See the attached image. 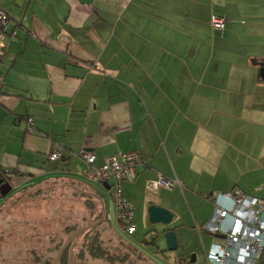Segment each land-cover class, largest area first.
Wrapping results in <instances>:
<instances>
[{"label":"crops","instance_id":"obj_1","mask_svg":"<svg viewBox=\"0 0 264 264\" xmlns=\"http://www.w3.org/2000/svg\"><path fill=\"white\" fill-rule=\"evenodd\" d=\"M1 5L9 32L0 57V169L14 174L0 209L11 193L36 189L46 197L30 236L38 246L66 239L54 264H72L73 246L96 230L105 244L130 246L123 264H192L194 251L168 260L155 248L153 228L164 226L148 222L150 204L174 214L169 228L179 249L178 231L191 240L211 236L196 229L213 212L204 193L240 189L264 197V80L255 63L264 58V0ZM212 14L225 18L223 29L211 28ZM26 116L31 131L21 121ZM132 150L142 161L136 178L122 182L134 205L136 233L129 235L116 219L109 184L85 180L79 154L93 152L102 164ZM53 151L64 163L47 158ZM160 175L178 184L155 187ZM201 245L205 261L209 246ZM107 256L86 255L85 264H109Z\"/></svg>","mask_w":264,"mask_h":264},{"label":"built area","instance_id":"obj_2","mask_svg":"<svg viewBox=\"0 0 264 264\" xmlns=\"http://www.w3.org/2000/svg\"><path fill=\"white\" fill-rule=\"evenodd\" d=\"M1 1L0 57L5 47L4 37L9 32V17ZM209 24L212 29L220 30L226 26V20L212 14ZM2 81L0 75V86ZM21 121L28 131L32 130L34 121L31 117H22ZM79 155L85 162V180L109 184L116 219L124 226L126 234L131 235L136 229L133 223L134 205L125 198L122 182L136 178L137 166L142 161L140 153L137 150L119 152L106 158L102 164L95 163L93 152L81 151ZM47 158L59 160L62 155L59 151H53ZM175 183L178 184L176 180H167L160 175L154 185L172 188ZM203 197L214 206L211 217L196 227L198 232H207L214 238L206 250L204 264H264V198L244 193L240 189L204 193Z\"/></svg>","mask_w":264,"mask_h":264},{"label":"rangeland","instance_id":"obj_3","mask_svg":"<svg viewBox=\"0 0 264 264\" xmlns=\"http://www.w3.org/2000/svg\"><path fill=\"white\" fill-rule=\"evenodd\" d=\"M12 194L13 193L8 195V199L2 203V208L0 209V264H42L45 261V257L53 256L55 253L54 247L56 246L53 244H41L38 246L37 240L33 239L30 234L33 233L36 236V207L40 204V202H42V198H45L46 200V197H39L36 191L23 193L20 197ZM8 206L9 208H13L17 213L10 214L9 208H5ZM19 211L21 212L18 213ZM170 224L167 226L169 227ZM183 232L184 231L177 232L179 235L177 238L181 243H183L180 245L179 249L175 251H164L168 254V260H174V258L179 255H182L181 257H183V255H188L189 251H194L197 258L192 264H204L205 261L202 253L201 242H203L208 248L214 238L212 236H207L205 233L196 232L197 237L195 240H191L187 239ZM27 233L28 238H26ZM99 239L110 256H123L126 254L127 244L122 240H118V244L115 245L112 244V239L108 244H105L100 237ZM65 240L66 239L62 238L61 244ZM133 240L137 242L134 237ZM159 243H162V240H159ZM77 249L79 250V248ZM149 249L151 250V248ZM58 252L59 250L56 251V255ZM146 252L149 253L150 251L146 250ZM37 255L39 256L38 260H36ZM31 256L33 257L31 258ZM162 260L160 259L161 262H163ZM178 260L179 258L176 259V261ZM112 264H123V262H119L115 259ZM161 264H164V262Z\"/></svg>","mask_w":264,"mask_h":264},{"label":"water","instance_id":"obj_4","mask_svg":"<svg viewBox=\"0 0 264 264\" xmlns=\"http://www.w3.org/2000/svg\"><path fill=\"white\" fill-rule=\"evenodd\" d=\"M255 63L259 66V76L264 80V58L256 60ZM3 188H5L3 190ZM12 185L8 180L2 182L0 177V198L7 196L11 191ZM148 222L152 225H162L161 229L153 228L152 238L155 240V248L167 251H175L178 249L175 231L167 225L171 223L174 218V214L169 209L156 204H150L147 208ZM166 226V227H165ZM160 238V239H159ZM159 240L165 245L163 249H160Z\"/></svg>","mask_w":264,"mask_h":264},{"label":"trees","instance_id":"obj_5","mask_svg":"<svg viewBox=\"0 0 264 264\" xmlns=\"http://www.w3.org/2000/svg\"><path fill=\"white\" fill-rule=\"evenodd\" d=\"M12 32H15V30H13ZM15 34H16V32H15ZM63 158L64 157L62 156V158H61L62 160H60V161H62L64 163L65 160H63ZM62 167H63V165H62ZM13 174H14V171L7 173L4 170L0 169V175L7 178V180L9 182H11ZM35 190L36 189H32V191H35ZM98 232H99V230H96L94 232L92 231L91 232L92 234H89V232L86 233L83 242L80 243V245H78V246H76V245L73 246L75 248L71 250L72 251V264H85L86 262H85L84 258L86 255H87V257H91V258H101V257H104L108 253V251L105 250L103 243L99 239L100 233H98ZM62 244L61 243L55 244L56 247H54V252H55L54 254H56V251L59 250V248L62 246ZM154 246H155V244H154ZM70 247H71L70 245L67 246V248L62 252V254L60 256L61 262L65 263V259L68 260V253L71 249ZM77 248H79V250ZM131 251L132 250L130 249V246H129V247H127L126 254H124L123 256H115L114 255V256H107L106 258L111 260V262H109L111 264L114 263L115 259H117L119 262H123L124 259H126V257L129 256ZM161 252H164V250H161ZM42 264H54L52 256H50V258L45 260Z\"/></svg>","mask_w":264,"mask_h":264},{"label":"flooded vegetation","instance_id":"obj_6","mask_svg":"<svg viewBox=\"0 0 264 264\" xmlns=\"http://www.w3.org/2000/svg\"><path fill=\"white\" fill-rule=\"evenodd\" d=\"M0 177L2 178V182H4V181H6L7 180V178H5L4 176H1L0 175ZM5 188H3V190H4Z\"/></svg>","mask_w":264,"mask_h":264}]
</instances>
